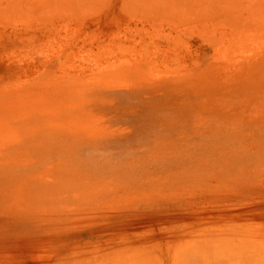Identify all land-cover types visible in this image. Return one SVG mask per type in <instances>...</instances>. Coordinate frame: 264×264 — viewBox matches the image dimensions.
Returning <instances> with one entry per match:
<instances>
[{
    "label": "rangeland",
    "instance_id": "1",
    "mask_svg": "<svg viewBox=\"0 0 264 264\" xmlns=\"http://www.w3.org/2000/svg\"><path fill=\"white\" fill-rule=\"evenodd\" d=\"M30 2L20 0L19 6L15 2L17 12L2 2L12 20L0 28V133L10 127L18 131H11L17 134L14 143L5 134L0 139V264H49L73 254L74 247L100 249L98 242L111 236L114 246L129 248L140 258L139 264H176L193 255L227 257L243 249L247 263L264 264V36L230 35L227 25L202 21L165 26L158 18L153 22L161 31L153 30L151 19L143 14L129 17L131 11H126L128 16L121 11L119 0L110 16L89 17L92 24L82 16L80 23L79 18L63 17V8L52 11L62 16L53 14L52 26L50 18L37 21L38 15H33L34 24L27 23L33 24L32 35L20 25L26 11L37 13L35 7L41 6ZM14 13L22 14L19 20ZM63 21L70 24L60 30ZM70 21L81 24V29L71 31ZM201 26L207 30L202 32ZM135 27L145 30L137 32ZM18 30L22 36L15 38ZM209 33L217 43L208 42ZM176 36L188 46L175 43ZM126 42L131 51L123 53L130 56L122 57ZM103 44L110 45V50L105 48L109 52L103 51ZM92 52L103 54L96 59L89 55ZM85 55L89 61L82 58ZM65 56L71 58L66 61ZM176 56L177 61L172 59ZM29 106L59 110H24ZM66 121L81 127L47 126ZM79 186L75 196L74 190L67 192ZM116 251L114 260L120 259Z\"/></svg>",
    "mask_w": 264,
    "mask_h": 264
},
{
    "label": "bare ground",
    "instance_id": "2",
    "mask_svg": "<svg viewBox=\"0 0 264 264\" xmlns=\"http://www.w3.org/2000/svg\"><path fill=\"white\" fill-rule=\"evenodd\" d=\"M32 2H30V3H33L34 1H35V3L34 4H38V5H41V6H38L37 8L35 7V12H37V13H32V14H30V11H29V13H27L28 11H26L25 12V8H27V6L26 7H24V9H21L20 7V12L23 14L24 12V15H22V14H18L17 13V15L18 16H16V14L14 13V16H16L17 18H18V20H19V15H22L21 17H20V25H25V26H27V28H25L24 27V29L25 30H23L22 29V31H24V33H26V32H29V33H32L33 31H32V29L33 28H31L32 26H33V24H34V22H32L33 20L35 21V17L33 16V15H38L37 17H36V20L37 21H41V17L42 18H44V17H46V19L48 18H50L49 20L51 21L49 24H50V26H52L53 24H52V17H54V15L53 14H56V13H53L52 11H54V12H58V11H60L61 12V10L60 9H62L63 8V10H64V12H65V14H66V16H65V14H63L64 16L63 17H70V18H76V19H78L79 17H83L86 21H88V22H90V24H92L91 22V20L89 21V17H97L98 15H101L102 13H105L106 15H108V16H110V14L111 13H113V8H114V2H116V0H31ZM2 2H5L6 4L8 3V5H12V7L13 6H15V7H13V8H11L12 10L14 9V10H16L15 12H17V9H18V7L15 5V2H17V5H18V3L20 2V0H19V2L17 1V0H0V28L2 29V28H4V27H6V25H8V24H10L9 22H6V20L8 19V21H9V19L10 20H12L11 19V16L9 15V14H6L5 12L7 11L6 9V4L5 3H2ZM24 2V1H23ZM22 2V3H23ZM119 2H120V4H121V6L119 5L118 7L120 8V10L121 11H131V16H129V17H132V14L134 15V13H139L137 16H142V14H143V16L142 17H147L148 19H151V26L153 27V30L155 29V30H157V29H161L160 28V26L157 28L156 26H155V22H153L154 20H157V18L160 20V21H158V22H160V24L161 25H165V26H170L171 25V23L172 22H175V21H178V22H175V24L177 23V24H179V23H184V24H186L185 26H187V23L189 24H191L192 26L194 25V23H196L197 21H198V23H199V21H202V22H206V23H210L211 25L212 24H224V25H227V27L229 26V28H230V30H231V33H230V30H229V34L230 35H232V33L233 34H237L238 36L239 35H246V34H252L254 37H257V36H264V0H119ZM21 3V4H22ZM42 3H45V5H43ZM20 4V3H19ZM25 4H26V0H25ZM19 6V5H18ZM64 7H66V8H64ZM16 8V9H15ZM29 9V8H28ZM8 10H10V9H8ZM22 10H24L23 12H22ZM62 10V11H63ZM10 12H11V10H10ZM9 12V13H10ZM59 12V15H57L56 14V17H58V16H60V18H62V16H61V13ZM127 13V12H126ZM135 14V15H136ZM44 15V16H43ZM128 15H130V14H128L127 13V16ZM124 16H125V13H124ZM81 17V18H82ZM126 17V16H125ZM134 17V16H133ZM55 18V17H54ZM59 18V19H60ZM69 18V19H70ZM74 18V19H75ZM67 19V18H66ZM68 19V20H69ZM204 21H203V20ZM21 20H23V22L21 21ZM55 20H57V19H55ZM79 20V23L82 21L80 18L78 19ZM81 20V21H80ZM162 20H164V21H169V23L168 22H163ZM29 21L30 22H32V23H30L31 24V26H30V24H29V26H28V24L27 23H29ZM43 21H44V23H46L45 22V20L43 19ZM95 21V20H94ZM125 21V20H124ZM17 23L19 22V21H16ZM71 22V21H70ZM78 22V21H77ZM98 22V21H97ZM117 22H120L119 20L117 21ZM127 22V24H128V20L126 21ZM140 22V21H139ZM171 22V23H170ZM15 23V22H14ZM16 23V24H17ZM57 23V22H56ZM61 23V22H60ZM67 23H69V21H63V23H62V25L60 26V30H61V27L63 26H66L65 24H67ZM121 24H122V22H120ZM119 23V24H120ZM125 23V22H124ZM135 23V22H134ZM148 23V24H149ZM201 23V22H200ZM13 24V23H12ZM15 24V29L18 27L17 25ZM37 24V23H36ZM47 24V23H46ZM52 24V25H51ZM70 24V23H69ZM68 24V25H69ZM148 24H147V26H148ZM157 24V23H156ZM181 24V25H182ZM205 24V23H204ZM59 25V24H58ZM67 25V27L69 28L70 26H68ZM124 25V24H123ZM134 25V24H133ZM136 25V24H135ZM134 25V26H135ZM200 25H203V23L202 24H200ZM207 25V24H206ZM35 26V25H34ZM39 26H41V25H39ZM43 26V25H42ZM54 26H55V24H54ZM96 26H98V25H96ZM125 26H127V25H125ZM177 26V25H176ZM188 26H190V25H188ZM203 26H205V25H203ZM218 26H220V25H218ZM12 27V26H11ZM10 27V28H11ZM59 27V26H58ZM63 27H62V29H63ZM71 27H72V30L71 31H73L74 30V32H76L75 30L77 29V30H80L81 28V24H79V26H76L75 24H74V22H71ZM93 27V26H92ZM123 27V26H122ZM151 27V28H152ZM175 27V26H174ZM198 27V26H197ZM41 28V27H40ZM45 28H46V25H45ZM67 28V29H68ZM78 28H80V29H78ZM119 28V27H118ZM125 28V27H124ZM129 28V27H128ZM142 27H140L139 29L137 28V27H135V29H136V31L138 32V30H140ZM146 28V27H145ZM149 28V27H148ZM164 28V27H163ZM201 29H202V32L204 31V30H207V29H204V27L202 28V26L200 27ZM205 28H207L206 26H205ZM5 29V28H4ZM15 29H13V30H15ZM35 29H37V28H35ZM97 29V28H96ZM131 30H132V28H130ZM129 29V30H130ZM178 29H180V28H178ZM214 29V28H213ZM10 30V29H9ZM46 30V29H45ZM59 30V31H60ZM64 30H65V28H64ZM64 30H63V32H64ZM69 31H70V29H68ZM67 30V31H68ZM93 30V29H92ZM125 30H127L126 28H125ZM130 30V31H131ZM141 30H145L144 28H142ZM140 30V31H141ZM148 30V29H147ZM146 30V32H149L150 34H151V32H152V34L153 33H155L156 31H154L153 32V30L151 31V30H148L147 31ZM225 30V29H224ZM0 31H3V30H0ZM15 31H17V30H15ZM19 32H16L15 33V38H18V37H20V36H22V35H20L19 33H21L22 31H20V30H18ZM38 31H40V30H38ZM50 31V30H49ZM67 31H66V33H67ZM69 31H68V33H69ZM70 31V32H71ZM95 31V30H94ZM119 30H117L116 32H118ZM136 31H134V33H137ZM161 31V30H160ZM168 31V30H167ZM222 31V30H221ZM42 32V31H41ZM56 32H58L57 30H56ZM73 32V33H74ZM78 32V31H77ZM81 32V31H80ZM116 32H114V33H116ZM146 32H144V33H146ZM215 32H216V29H215ZM23 33V32H22ZM44 33V32H43ZM50 33V32H49ZM92 33H94L93 31H92ZM108 33V32H107ZM111 33H113V32H111ZM129 33V32H128ZM196 34L195 35H198L199 33H197V32H195ZM214 33V32H213ZM221 33H223V37H226L225 35H224V33H227V32H221ZM78 34V33H77ZM98 34H100V33H98ZM117 34V33H116ZM121 34H124V33H121ZM133 34V33H132ZM147 34V33H146ZM149 34V36L151 37V35ZM157 34V33H156ZM200 34H201V32H200ZM210 34V33H209ZM228 34V35H229ZM32 35H33V33H32ZM57 35V34H56ZM72 35V34H71ZM84 35V34H83ZM92 35H94V34H92ZM96 35V34H95ZM119 35V34H118ZM117 35V37L118 38H120V36H118ZM168 35H169V33H168ZM168 35H166V37H168ZM206 35V34H205ZM204 35V36H205ZM211 35H213L212 33L210 34V37H209V35L207 34L206 36L207 37H209L207 40H208V42H209V39H211ZM229 35V36H230ZM39 36V35H38ZM41 36V35H40ZM54 36V35H53ZM61 36V35H60ZM62 36H64V35H62ZM69 36V35H68ZM97 36V35H96ZM114 36H115V34H114ZM127 36H129V35H127ZM148 36V37H149ZM156 36V37H155ZM171 36V35H170ZM201 36V35H200ZM205 36V37H206ZM234 36H236V35H234ZM48 37H49V35H48ZM71 37V36H70ZM94 37V36H93ZM123 37H125L124 35L122 36V40H124V38ZM134 37V36H133ZM141 37H142V41H143V36L141 35ZM149 37V38H150ZM154 37L155 38H157L158 36L157 35H155L154 34ZM172 37V36H171ZM177 37V36H176ZM175 37V38H176ZM179 37V36H178ZM178 37L176 38L177 39V41H175V43H180L179 41H178ZM214 37L215 36H212V38H213V42L216 40V39H214ZM231 37V36H230ZM29 38H31V36L29 37ZM43 38V37H42ZM49 38H51V37H49ZM48 38V39H49ZM53 38V37H52ZM51 38V39H52ZM69 38V37H68ZM71 38H73V37H71ZM81 38H84V36H82ZM91 38V37H90ZM116 38V37H115ZM117 38V39H118ZM151 38H153V37H151ZM174 38V37H173ZM201 38V37H200ZM204 38V37H203ZM93 39H95V38H93ZM102 39V38H101ZM105 39V38H104ZM114 39V38H113ZM121 39V38H120ZM154 39V38H153ZM162 39V38H161ZM167 41H168V38H165ZM171 39V38H170ZM179 39H181V38H179ZM232 39H235L234 37H232ZM20 40H22L21 38H20ZM68 40V39H67ZM98 40V39H97ZM111 40H112V37H111ZM127 40H128V37H127ZM228 40H229V38H228ZM231 40V39H230ZM40 41H41V39H40ZM47 41V43H49V41H51V40H46ZM60 41V40H59ZM71 41V40H70ZM89 41V40H88ZM113 41V40H112ZM119 41V40H118ZM134 41V40H133ZM154 41H155V39H154ZM153 41V42H154ZM174 41V40H173ZM211 42H212V39L210 40ZM232 41V40H231ZM20 42V41H19ZM38 42V41H37ZM45 42V41H44ZM52 42V41H51ZM56 42V41H55ZM82 42H84V41H82ZM81 42V43H82ZM94 42V41H93ZM107 42H108V40H107ZM122 42V41H121ZM124 42V41H123ZM128 42H129V40H128ZM135 42H138L139 43V41H138V37H137V41L135 40ZM151 42H152V40H151ZM152 42V43H153ZM156 42V41H155ZM212 42V43H213ZM224 42H225V40H224ZM67 43H68V41H67ZM70 43V42H69ZM68 43V44H69ZM103 43H106V42H103ZM110 43V42H109ZM108 43V44H109ZM111 43H113V42H111ZM110 43V44H111ZM115 43H117V42H115ZM114 43V46H116V49H119V47L117 48V46L119 45V43H117V44H115ZM127 43V42H126ZM132 43V42H131ZM130 43V44H131ZM167 43V42H166ZM175 43H172V44H175ZM214 43H217V42H214ZM220 43V42H219ZM40 44H41V42H40ZM86 43L84 42V45H85ZM91 44V43H90ZM89 43L87 44L88 46L90 45ZM107 44V45H108ZM122 44V43H121ZM121 44L119 45V46H121ZM150 44V43H149ZM159 44V43H158ZM181 44H187V42H183L182 41V43H180V45ZM189 44V43H188ZM188 44L186 45V46H188ZM250 44V43H249ZM248 44V45H249ZM37 46L39 45V43L38 44H36ZM44 45V44H43ZM99 45V44H98ZM123 45L124 46H126V45H129L128 43L127 44H124L123 43ZM122 45V47H124ZM152 45V44H151ZM168 45V44H167ZM177 45V44H176ZM227 45V44H226ZM232 45H233V43H232ZM245 45H247V44H245ZM247 45V46H248ZM32 46V45H31ZM53 46V45H52ZM61 47H62V45H60ZM74 46V45H73ZM80 46H82L81 44H80ZM79 46V47H80ZM92 46V45H91ZM100 46V45H99ZM109 46L110 45H108V46H105L104 47V44H103V47H104V49H103V51L104 50H106L105 48H109ZM130 46V45H129ZM129 46H126V48L124 47V48H122V52L121 53H119V55L121 56L122 55V57L123 56H130V53H127V55L125 54L126 52H130L131 50H128L129 48H127V47H129ZM149 46V45H148ZM161 46V45H160ZM162 46H165V45H162ZM181 46H184V45H181ZM191 46V45H190ZM2 47V46H1ZM27 47H28V45H27ZM39 47V46H38ZM42 47V51H43V46H40L39 48H41ZM48 47V46H47ZM46 47V48H47ZM97 47V46H96ZM102 47V46H101ZM102 47V48H103ZM132 47H135V45H132ZM151 47V46H150ZM159 47V46H158ZM157 47V48H158ZM167 47V46H166ZM185 47V46H184ZM224 47V46H223ZM245 47V46H244ZM243 47V48H244ZM249 48H250V46H248ZM251 47H252V45H251ZM258 47V46H257ZM112 48V47H111ZM130 48H131V46H130ZM136 48V47H135ZM156 48V50H158ZM168 48V47H167ZM166 48V49H167ZM187 48V47H186ZM189 48V47H188ZM216 48H218V47H216ZM221 48V47H220ZM229 48V47H228ZM233 48V47H232ZM247 48V47H246ZM245 48V49H246ZM253 48V47H252ZM261 48V47H260ZM260 48H257V49H260ZM20 49H22V48H20ZM29 49V48H28ZM36 48H34V50H35ZM78 49H80V48H78ZM89 49H90V47H89ZM88 49V50H89ZM120 49H121V47H120ZM124 49H125V53H123V51H124ZM139 49V48H138ZM154 49V48H153ZM152 49V51H154ZM164 49V48H163ZM171 49V48H170ZM237 49V48H236ZM254 50H255V48H253ZM12 50H13V48H12ZM19 50V49H18ZM23 50V49H22ZM26 50V49H25ZM38 49H36V51H37ZM45 51H46V49H44ZM49 49L47 48V51H48ZM57 50V49H56ZM63 50V49H62ZM87 49H86V51L87 52H89ZM91 50V49H90ZM109 50H110V48H109ZM112 50V49H111ZM127 50V51H126ZM190 50H191V48H190ZM217 50V49H216ZM247 50V49H246ZM250 50V49H249ZM4 51H7V50H4ZM10 51V50H9ZM51 51V50H50ZM60 52H61V49L59 50ZM72 51H73V49H72ZM75 51H76V49H75ZM85 51V50H84ZM98 51H100V50H98ZM97 51V52H98ZM102 51V52H103ZM108 51V49L106 50V52ZM113 51H117V50H113ZM136 52L138 51V50H135ZM148 51H150L151 53H152V51H151V49H149ZM164 51V50H163ZM169 51H172V50H169ZM188 51V50H187ZM233 51V50H232ZM256 51V50H255ZM13 52H14V50H13ZM13 52L11 53L12 54V56H14V54H16L15 52H14V54H13ZM19 52H21V50L19 51ZM41 52V51H40ZM52 52V51H51ZM86 52V53H87ZM100 53V54H103V53ZM109 52V51H108ZM118 52H120L119 50H118ZM161 52H162V49H161ZM160 52V53H161ZM165 52V51H164ZM163 52V53H164ZM177 52L178 51H176V54H177ZM215 52V51H214ZM251 52H252V50H251ZM257 52V51H256ZM255 52V53H256ZM6 53V52H5ZM18 53V52H17ZM28 53V52H27ZM54 53V52H53ZM53 53H51V54H53ZM57 53V52H56ZM55 53V54H56ZM68 53V52H67ZM71 52H69V54H70ZM75 53H77V52H75ZM75 53H74V55H75ZM79 53H80V51H79ZM84 53V52H83ZM110 53L111 54H114V53H112V51H110ZM109 53V54H110ZM138 53V52H137ZM170 53V52H169ZM168 53V54H169ZM213 53V52H212ZM6 54H9V55H11L10 54V52H8V53H6ZM39 54V53H38ZM55 54H53L52 56H55ZM81 54V53H80ZM80 54L79 55H77V57L78 56H80ZM93 54H95L96 55V59H97V57L100 55H98L97 53H95V52H92L91 54H89V55H93ZM108 54V53H107ZM106 54V59L107 60H109L108 59V55ZM125 54V55H124ZM175 54V55H176ZM194 54H196V53H194ZM8 55V56H9ZM21 55H23V54H21ZM48 55H50V54H48ZM68 55V54H67ZM87 55H88V53H87ZM94 55V56H95ZM98 55V56H97ZM132 55H133V52H132ZM135 55H137V54H135ZM148 55H149V53H148ZM147 55V56H148ZM174 55V56H175ZM212 55V54H211ZM51 56V55H50ZM51 56V57H52ZM76 56V55H75ZM74 56V57H75ZM82 56V55H81ZM93 56V58H95ZM102 56V55H101ZM101 56H99V57H101ZM112 56H116V54H114V55H112ZM178 56V55H177ZM177 56L176 57H172V59H176L177 58ZM213 56H215V55H213ZM218 56V55H217ZM235 56V55H234ZM245 56H246V54H245ZM249 56V55H248ZM251 56V55H250ZM18 58L20 57V55L19 56H17ZM17 57L15 58V59H17ZM29 57H31V56H29ZM73 57V56H72ZM76 57V58H77ZM99 57H98V59H99ZM137 57V56H136ZM151 57H152V55H151ZM150 57V58H151ZM153 57H154V55H153ZM152 57V60L154 59ZM179 57V56H178ZM182 57V56H181ZM181 57H179L181 60H182V58ZM48 58V57H47ZM65 58V60L67 61V60H69L71 57H69V59H67L68 58V56H65L64 57ZM80 58V57H79ZM83 59H86V58H89V57H86V55H85V57H82ZM92 58V57H91ZM92 58V59H93ZM117 59L116 57H111V59H113L114 61H115V59ZM126 58V57H125ZM164 58H166V57H164ZM8 59H9V57H8ZM23 59H24V57H23ZM26 59V58H25ZM119 59H120V57H119ZM129 59H131V57L129 58ZM149 59V58H148ZM167 59V58H166ZM6 60V59H5ZM14 59L12 58V60L11 61H13ZM18 60V59H17ZM75 60H77V59H75ZM75 60H73V62L75 61ZM86 60H88V59H86ZM103 60H105V59H103ZM150 60V59H149ZM168 60V59H167ZM1 61V60H0ZM3 61V60H2ZM8 61L9 60H7V63H8ZM19 61V60H18ZM35 61V60H34ZM45 61V60H44ZM65 61V62H66ZM89 61V60H88ZM163 61V60H162ZM165 61V60H164ZM175 61H177V59L175 60ZM33 62V61H32ZM97 62H98V60H96V66L94 67L93 66V68H96L97 67ZM105 62V61H104ZM107 62V61H106ZM112 62V61H111ZM156 62V61H155ZM174 62V61H173ZM3 63V62H2ZM25 63V62H24ZM29 63V66H30V62H28ZM35 63V62H34ZM63 63V62H62ZM75 64H76V62H74ZM89 63V62H88ZM166 63H168V62H166ZM12 64V63H11ZM23 64V63H22ZM65 64V63H64ZM64 64H61L62 66L64 65ZM83 63H81V65H82ZM90 64V63H89ZM162 64V63H161ZM20 65H21V63H20ZM68 65H70V64H68ZM85 65H87V64H84V66ZM99 65H101V64H99ZM106 65V64H105ZM108 65V64H107ZM155 65V64H154ZM158 65V64H157ZM22 67H23V70H24V67H25V64L24 65H21ZM40 66V65H39ZM77 66L79 67V65L77 64ZM88 66V65H87ZM90 66V65H89ZM181 66L183 67V65L181 64ZM181 66H180V68H181ZM35 67V66H34ZM71 67H72V65H71ZM74 67H75V65H74ZM86 67V66H85ZM161 67V66H160ZM169 67V66H168ZM167 66L164 68V70L165 69H167L168 68ZM177 66H175V68H176ZM30 68H32V67H30ZM39 68V67H38ZM68 68V70L67 71H71V69L69 68V67H66V69ZM77 68V67H76ZM75 68V69H76ZM88 67H86V69H87ZM90 68V67H89ZM171 68V67H170ZM175 68H173V69H175ZM35 69V68H34ZM33 68H32V70H34ZM64 69V68H63ZM75 69H73V71H75V72H77V70H75ZM85 69V70H86ZM178 69V68H177ZM177 69H175V70H177ZM31 70V69H30ZM32 70L31 71H29L30 73L32 72ZM36 70V69H35ZM85 70H83V71H85ZM154 70H156L155 68H154ZM158 70V69H157ZM161 70V69H160ZM159 70V71H160ZM25 71V70H24ZM23 71V72H24ZM61 71V70H60ZM73 71H71V72H73ZM163 71V70H162ZM173 71V70H172ZM79 72H80V70H79ZM164 72V71H163ZM168 72H170L169 70H168ZM33 73V72H32ZM21 74V73H20ZM25 74H27V73H25ZM28 75H29V73H28ZM19 76V75H18ZM22 76H24V75H22ZM21 77V76H20ZM24 110H59V109H56V108H50V107H45V106H41V107H34V106H29V108H25ZM16 125H18V126H21V124H19V120L17 119V117H16ZM24 125V124H23ZM44 124H41L40 126H43ZM87 125V123L86 124H83L82 126L83 127H85ZM47 126L48 127H53L54 129H57V128H59V129H63V128H70V127H75V128H80L81 126L80 125H78V124H76V123H72V122H70V121H66V122H54V123H50V124H47ZM11 131H18V129L16 128V127H10L9 129H7V131H5L4 133H0V139H2L1 138V134H5L4 135V138L9 142V143H14V142H16L17 141V134L16 133H14V132H11ZM9 132H11V133H9ZM3 140V139H2ZM81 189H82V186H79L78 188L77 187H73V188H68L67 189V192H70V191H73L74 190V192H73V195L75 196L76 194H78V193H80V191H81ZM86 191V190H85ZM66 192V193H67ZM57 195H61V192H59ZM114 202H115V204L116 203H118V201H115L114 200ZM138 206V205H137ZM102 207L99 205V208H98V210L99 209H101ZM39 209H42V208H39ZM138 209V208H137ZM140 209V208H139ZM166 209V208H165ZM172 210V209H171ZM170 210V211H171ZM174 210H175V208H174ZM177 210V209H176ZM175 210V211H176ZM263 210V209H262ZM262 210H261V208H260V211L262 212ZM163 211V210H162ZM158 212V211H157ZM167 212V211H166ZM242 212V211H241ZM244 213V212H243ZM0 214H1V211H0ZM158 214H160V213H158ZM167 214H168V212H167ZM255 214V213H254ZM157 215V214H156ZM161 215V214H160ZM159 215V216H160ZM163 215V214H162ZM161 215V216H162ZM166 216V215H165ZM224 216H226L227 218L226 219H228V215L226 214V215H224ZM241 216V215H240ZM239 216V217H240ZM233 217V216H232ZM247 217V216H246ZM149 220V219H148ZM160 220V219H159ZM259 220V219H258ZM104 221V220H103ZM154 221V220H153ZM212 221H213V219H212ZM226 221V220H225ZM173 222V221H172ZM219 222V221H218ZM242 222V221H241ZM103 224H104V222H102ZM158 223V222H157ZM220 223V222H219ZM225 223V222H224ZM260 223H261V221H260ZM101 225V226H104V225ZM171 224V223H170ZM224 227H225V224L223 225ZM249 226V225H248ZM258 226V225H257ZM103 228V227H102ZM164 228H165V226H164ZM244 228V227H243ZM144 229V228H143ZM151 229H152V227H151ZM150 229V230H151ZM167 229V228H166ZM251 229H253V228H251ZM258 229V228H257ZM148 230V229H147ZM146 230V231H147ZM224 230V229H223ZM231 230H233V229H231ZM247 230V229H246ZM254 231H255V229H253ZM102 231V230H101ZM152 231H154V230H152ZM169 231V230H168ZM99 232V231H98ZM137 232V231H136ZM142 232V231H141ZM148 232V231H147ZM150 232V231H149ZM156 232H158V231H156ZM160 232V231H159ZM215 232V231H214ZM226 232V231H225ZM225 232H223V234L225 233ZM231 232V231H230ZM234 231H232V233H233ZM242 232H243V230H242ZM241 232V233H242ZM258 232V231H257ZM261 232V231H260ZM140 233V232H139ZM143 233V232H142ZM141 233V234H142ZM151 233V232H150ZM149 233V234H150ZM221 233V232H220ZM219 233V234H220ZM80 234V233H79ZM122 234V233H121ZM140 234V235H141ZM145 234V233H144ZM161 234H162V232H161ZM216 234H218V233H216ZM264 234V233H263ZM120 235V234H119ZM202 235H205V234H202ZM210 235V234H209ZM221 235V234H220ZM219 235V236H220ZM233 235V234H232ZM234 235H236V233L234 232ZM253 236H254V234H252ZM258 236H259V234H257ZM81 236V235H80ZM87 236V235H86ZM89 236V235H88ZM116 236V235H115ZM127 236V235H126ZM197 236L198 237H200L198 234H197ZM196 236V237H197ZM225 236H228L226 233H225ZM224 236V237H225ZM230 237H231V235H229ZM243 236V235H242ZM78 237V236H77ZM119 237V236H118ZM117 237V238H118ZM151 237H152V234H151ZM167 237H168V235H167ZM194 237V236H193ZM195 237V238H196ZM204 237V236H203ZM229 237V238H230ZM261 237H264V235H262ZM76 238V237H75ZM83 238V237H82ZM85 238V237H84ZM91 238V237H90ZM163 238V237H162ZM192 238V237H191ZM138 239V238H137ZM152 239H153V237H152ZM167 238H165V239H163V240H166ZM169 239V238H168ZM167 239V240H168ZM190 239V238H189ZM244 239V238H243ZM94 240V239H93ZM154 240V239H153ZM170 240V239H169ZM183 240V239H182ZM205 240V239H204ZM230 240H231V238H230ZM245 240V239H244ZM92 241V240H91ZM150 241V240H149ZM155 241V240H154ZM255 241V240H254ZM264 241V240H263ZM79 242V241H78ZM142 242V241H141ZM147 242V240L145 241V243ZM156 242V241H155ZM155 242L153 243V245L154 246H157L156 244H155ZM167 242H169V241H165V244H167ZM178 242V241H177ZM202 242V241H201ZM238 242H241L240 240L238 241ZM82 243H83V241H82ZM101 246H103V247H101L100 249L99 248H96L95 246L94 247H86V248H84V247H74V249H73V254H67V255H61V256H59L56 260H54L52 263H49V264H139L138 263V261H139V257L135 254V253H132L131 252V250H128V249H125V248H123V247H120V246H114V237L113 236H111V237H109V238H106V239H104L103 241H100V242H98ZM121 243V242H120ZM128 243V242H127ZM135 243V242H134ZM186 243V242H185ZM246 243V242H245ZM130 244V243H129ZM128 244V245H129ZM149 244V243H148ZM151 244H152V241H151ZM150 244V251H151V246H153V245H151ZM169 244V243H168ZM168 244H167V246H168ZM176 244H178V243H176ZM183 244H184V242H183ZM182 244V245H183ZM187 244H189V243H187ZM195 244H196V241H195ZM202 244H205V243H202ZM224 244V243H223ZM254 244V243H253ZM76 245H77V241H76ZM89 245V244H88ZM133 245V244H132ZM146 245V244H145ZM180 245V244H179ZM178 245V246H179ZM181 245V246H182ZM184 245H186V244H184ZM238 245V244H237ZM236 245V246H237ZM248 245V244H247ZM99 246V245H98ZM170 246V245H169ZM175 246V245H174ZM174 246H172L173 248H175ZM202 246V245H201ZM207 246V245H206ZM143 247V246H142ZM197 247V246H196ZM241 247H242V249L244 248L243 247V245H241ZM248 247H250V246H248ZM114 248L116 249V250H118V251H116V253H115V256L117 257V258H120V259H116V260H114ZM121 248H122V250H121ZM157 248V247H156ZM169 248V247H168ZM193 248V247H192ZM209 248V247H208ZM238 248V247H237ZM233 249L234 248H228V252L229 251H233ZM251 249H252V247H251ZM254 249V248H253ZM252 249V250H253ZM257 249V248H256ZM135 250V249H134ZM149 250V249H148ZM196 250V249H195ZM238 250V249H237ZM47 251V250H46ZM45 251V252H46ZM136 251V250H135ZM150 251H148V252H150ZM162 251V250H161ZM174 251V250H173ZM176 251V250H175ZM208 251H210V250H208ZM239 252H240V254L239 253H230V255L228 256L227 255V257H220L219 255H217V254H215L214 256L213 255H210V254H207V255H204V256H201V257H199L198 258V256L197 257H193V256H195V255H193L192 257H189V258H183V261H181V260H176V264H251L250 262H249V260H248V263H247V260H245V258L243 257V252H244V249H243V252L241 251V250H238ZM44 252V253H45ZM167 252V251H166ZM211 253H215L213 250L212 251H210ZM224 252V251H223ZM227 252V253H228ZM241 252H242V254H241ZM152 253V252H151ZM156 253V252H155ZM158 253H159V251H158ZM169 253V252H168ZM168 253H167V255H168ZM178 252H176V254H177ZM192 253V252H191ZM190 253V254H191ZM171 254V253H170ZM187 254V253H186ZM189 254V255H190ZM198 254V253H197ZM249 254V253H248ZM148 255V257H153V255H154V258H155V256L156 255H159V254H157L156 253V255L155 254H150L149 255V253L147 254ZM152 255V256H151ZM185 255V254H184ZM199 255V254H198ZM51 256V255H50ZM163 256V255H162ZM161 256V257H162ZM44 257V256H43ZM143 257V256H142ZM169 257V256H168ZM168 257H165V255H164V259L165 258H168ZM170 257H171V255H170ZM183 257V256H182ZM45 258V257H44ZM49 258V257H48ZM48 258H46V260H49ZM50 258H52V257H50ZM198 258V259H197ZM147 259V258H146ZM152 259V258H151ZM171 259V258H170ZM180 259V258H179ZM222 259H224L225 260V262H221V260ZM248 259V258H247ZM250 259V258H249ZM143 260V259H142ZM156 261V260H155ZM251 261V260H250ZM151 262H153V261H151ZM157 262V261H156ZM155 262V263H156ZM164 263V262H163ZM264 263V262H263ZM144 264H146V263H144ZM162 264V263H161ZM166 264V263H165ZM252 264H254V263H252Z\"/></svg>",
    "mask_w": 264,
    "mask_h": 264
}]
</instances>
